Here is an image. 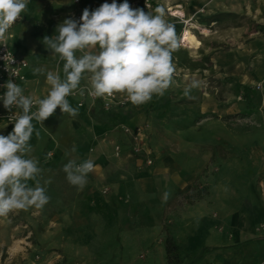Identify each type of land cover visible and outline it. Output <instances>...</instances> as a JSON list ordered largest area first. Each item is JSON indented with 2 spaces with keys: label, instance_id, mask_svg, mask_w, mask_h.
<instances>
[{
  "label": "rangeland",
  "instance_id": "374dc122",
  "mask_svg": "<svg viewBox=\"0 0 264 264\" xmlns=\"http://www.w3.org/2000/svg\"><path fill=\"white\" fill-rule=\"evenodd\" d=\"M84 2L28 0L0 42L29 64L44 59L61 75L64 61L43 37L81 17L65 10ZM156 2L143 8L154 15L162 8L175 27L174 84L139 106L106 112L98 100L89 106L85 100L76 117L58 107L43 122L25 158L38 161L50 201L42 210L0 217V264H187L203 244L264 238V0ZM171 12L184 18L172 19ZM184 29L198 50L180 46ZM193 79L202 84L190 100L183 91ZM67 99L78 107L77 98ZM123 127L143 136V148L134 151ZM89 159L96 167L78 191L63 165ZM247 250L223 252L234 259Z\"/></svg>",
  "mask_w": 264,
  "mask_h": 264
},
{
  "label": "clouds",
  "instance_id": "9594fccd",
  "mask_svg": "<svg viewBox=\"0 0 264 264\" xmlns=\"http://www.w3.org/2000/svg\"><path fill=\"white\" fill-rule=\"evenodd\" d=\"M27 5L28 0H0V37L22 18ZM155 13L132 8L128 0L119 5L116 0L103 3L93 11L85 8L79 21L65 19L57 26L56 35L43 37L45 47L64 61L65 77L61 79L59 72L47 71L46 83L50 89L46 97L26 96L11 80L3 85L6 91L0 99L4 108L9 111L19 108L22 114L14 115L11 133L0 135V217L33 207L42 210L49 203L46 187L39 179L42 169L38 161L25 158L32 151L28 143L34 131L32 121L43 125L58 107L62 114L76 117L79 107H72L67 97L77 91L84 95L85 89L80 85L86 73L89 95L102 98L120 93L135 106L149 102L154 95L163 96L174 84L175 27L164 19L162 8H156ZM77 52L81 55L77 56ZM45 72L43 67L33 69L34 75ZM201 84L193 79L184 88V97L195 99L192 89L200 88ZM34 105L36 110L32 111ZM39 135L37 131L36 136ZM95 167L90 159L79 164L69 160L62 170L67 181L79 191L86 186L87 177ZM29 180L35 182V187L28 186ZM169 196V192L164 193L165 202Z\"/></svg>",
  "mask_w": 264,
  "mask_h": 264
},
{
  "label": "crops",
  "instance_id": "0c3cea01",
  "mask_svg": "<svg viewBox=\"0 0 264 264\" xmlns=\"http://www.w3.org/2000/svg\"><path fill=\"white\" fill-rule=\"evenodd\" d=\"M84 4L81 5L79 8H70L67 6V10H65L67 13H74V14H80L82 15L83 10L85 8H88L89 11H93L96 8L100 7L103 3H109L111 4L113 0H84ZM143 0H128V3L132 8H141L145 12L146 10L143 8L142 5ZM124 0H116V3L119 5L123 3ZM152 4H157L156 0H152ZM74 11V12H73ZM179 15L182 16L181 12H176ZM74 16V15H73ZM173 19V18H172ZM177 19V18H175ZM199 49V48H198ZM197 49V50H198ZM13 51V50H12ZM47 62L44 61V59L36 58L34 59V62L30 61V64L28 63V68L24 71V77L25 81L21 85L22 89L26 94H28L30 97L34 99H43L47 96V93L50 89V85L46 83V74L47 71H52L50 67L46 65ZM36 67H43L46 69V72L44 74H33V69ZM61 79H64L63 73H60ZM89 85L90 83L87 79V76L85 75V78L81 80V84ZM86 104L89 106L92 104L90 100H86ZM45 125H48V120L43 121ZM43 124V125H44ZM43 125L37 121L33 122L34 131L32 136L36 132H41ZM45 130H48L46 127H44ZM13 130L12 127H9L6 125L3 121L0 120V135L7 136L9 133H11ZM31 136V137H32ZM260 238H250V239H243L240 242L231 245V246H218L215 244H203L200 249L199 253L195 256V258L190 261L187 264H190L191 262L195 261L201 254V251L203 249H216L215 251H212L211 253L207 254L199 264H214V260H216V264H260L262 261H264V256H262V251H264V240H257ZM264 239V238H261ZM247 248L248 250L244 253H238L235 252L231 257H234V259H228L227 254H225L224 250H237ZM224 253V254H223ZM212 257V260H211Z\"/></svg>",
  "mask_w": 264,
  "mask_h": 264
},
{
  "label": "built area",
  "instance_id": "2783aa9c",
  "mask_svg": "<svg viewBox=\"0 0 264 264\" xmlns=\"http://www.w3.org/2000/svg\"><path fill=\"white\" fill-rule=\"evenodd\" d=\"M143 6L146 9H150L151 7V0H143ZM179 16V15H178ZM181 16V15H180ZM175 15V12H171L170 13V17L172 18H179ZM182 19L184 18V15L182 14ZM72 19L79 21L80 20V16H72ZM17 22V21H16ZM16 22L10 27L12 28ZM183 35L184 33H182V37L181 40L183 39ZM28 68V62L16 55L12 49L10 48V46L8 45V42L6 40H3L0 42V96H3V94L5 93L6 89L3 87V85L8 82L9 80H11L12 82L18 84L20 87L23 84V82L25 81V77H24V71ZM22 88V87H21ZM89 91L84 92V95L81 96L79 95L78 91L76 94L74 95H70L73 98H77V106L79 108H81L83 106V101L85 100H90L92 102V105L94 104V102H96L97 100L100 102L101 108L106 111L109 112L111 111V109L113 107L116 106H125L129 103V101H127V98L125 95H120V94H115L112 97H102V98H97V97H93L91 95L88 94ZM24 95L29 96L28 94H26L24 92ZM34 99V98H33ZM36 110V106L34 105L32 108V111ZM15 114H22V110L19 108H13L11 111L7 110L4 108L3 106V100L0 99V120L3 121L6 125H8L9 127L14 128V115ZM36 121L33 120L32 123ZM123 132L130 136L132 138V140L136 143V147L134 148V151H138L137 147H142L143 148V136L139 133H134L130 128L128 127H123ZM50 153L48 154V156L50 157ZM148 165H151V160L147 161ZM260 264H264V262H261Z\"/></svg>",
  "mask_w": 264,
  "mask_h": 264
},
{
  "label": "bare ground",
  "instance_id": "6f19581e",
  "mask_svg": "<svg viewBox=\"0 0 264 264\" xmlns=\"http://www.w3.org/2000/svg\"><path fill=\"white\" fill-rule=\"evenodd\" d=\"M175 15H176L177 17L180 16V15H179L178 13H176V12H175ZM178 15H179V16H178ZM174 18H175V17H174ZM180 18H182V17L180 16ZM194 26H195V25H194ZM194 26L191 25L190 28H191V29H195ZM199 30H200V32H201L202 35H207V33H208L206 30H202V29H199ZM181 37H182V36H181ZM181 37H180V39H181ZM179 42H180V46L186 47V48H188V49H190V50H195V49H197V47H198V43H197L196 38L193 36L192 32L189 31V30H187V29H184L183 39H182V41H179ZM17 249H18V248H17V245H16V243H15V246H13V247L11 248V251L15 252V251H17Z\"/></svg>",
  "mask_w": 264,
  "mask_h": 264
},
{
  "label": "trees",
  "instance_id": "16d2710c",
  "mask_svg": "<svg viewBox=\"0 0 264 264\" xmlns=\"http://www.w3.org/2000/svg\"><path fill=\"white\" fill-rule=\"evenodd\" d=\"M257 240H264V239H257ZM216 249H203L202 251H201V254H200V256L195 260V261H193V262H191L190 264H199L200 263V261L207 255V254H209V253H211L212 251H215Z\"/></svg>",
  "mask_w": 264,
  "mask_h": 264
}]
</instances>
